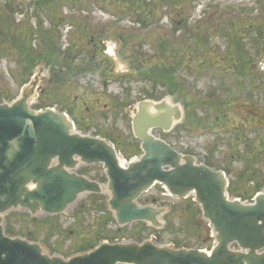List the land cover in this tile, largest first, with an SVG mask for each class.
<instances>
[{
    "label": "rangeland",
    "instance_id": "rangeland-1",
    "mask_svg": "<svg viewBox=\"0 0 264 264\" xmlns=\"http://www.w3.org/2000/svg\"><path fill=\"white\" fill-rule=\"evenodd\" d=\"M36 1L37 5L34 4ZM138 17L145 21L144 25L140 24ZM245 19L249 22L246 23ZM233 22L236 28H240L244 44L251 47L254 35L242 29L248 24L257 26L264 22V0H155L139 4L130 0H0V102L11 103L29 84L22 87L28 81L31 69L29 61L21 62L22 55H26L25 49L41 54L44 52L43 42L48 39L53 40L60 50H70V45L75 43L74 46L81 48L82 55L73 61L74 65L80 59L86 63L89 54L95 53V70L73 77L68 75L62 63L55 67V71L44 68L39 78L40 91L36 92L33 104L68 113L77 124V133L95 136L99 131L109 136L115 140L120 159L128 162L138 161L142 154L132 133L131 113H128L132 105L127 107L125 102L134 105L147 98L150 91L157 98L166 92V81L147 84L132 62L144 58L146 67L159 65L164 66L162 69H170L177 79L175 90L189 99L193 94L200 100L216 104L221 97L228 99L229 95L237 94V101L224 109L227 116L224 124H213L210 130L208 127L198 128L191 137L179 129L167 135L159 130L153 134L180 153L188 151L197 162L209 156L216 167L225 166L227 178L235 186V193L230 198L240 196L243 201L250 202L247 199L256 185H260L261 192H264V153L260 146L264 128L240 127L242 102L248 100L255 108L264 106V92L259 95L254 83L245 77L240 79L232 72L227 51L231 50L228 34H233L229 28ZM184 26L196 37L184 35ZM178 27L180 29L176 30ZM167 35L171 40L163 39L168 53L162 57L157 52L158 45L162 41L160 37ZM203 35L209 40L204 50L200 48L203 39L200 36ZM92 36L97 43L95 49L90 42ZM101 48L103 52L99 51L97 55L96 50ZM211 50L215 53H210ZM204 55L213 57L214 61H203ZM258 56L252 47L255 62H259ZM174 58L190 64L180 65L179 72H176L170 68ZM39 70L40 67L35 69L33 76ZM258 73L262 75L260 71ZM52 74L54 80H51ZM33 76L29 77V82ZM164 77L170 79L168 75ZM197 77L196 85L190 78ZM41 91L44 95L38 98ZM196 111L197 115L203 113L202 109ZM232 126L239 128L231 132ZM238 135L240 139H237ZM247 140H253L250 148L261 152V157L252 159L248 156V150L244 148ZM75 172H84L86 178L106 188L102 165L79 164ZM103 195L109 198L106 190ZM87 197L82 195L79 198L78 202H86L78 212L81 203L77 202L61 216L37 214L31 217L27 211L18 209L7 215L6 220L14 236L40 244L49 255L79 252L87 247L88 242H96L107 235L123 241L144 239L150 235L149 240L154 244L173 248L175 245L205 249L210 244L209 229L198 207L191 201L193 195L183 201L177 200L169 197L159 185L143 195L141 205L166 210L167 216L159 218L162 227L156 231L147 230L140 224L118 231L102 209L103 200L96 199L93 204ZM167 224V229L163 230ZM27 234L32 238H27Z\"/></svg>",
    "mask_w": 264,
    "mask_h": 264
},
{
    "label": "water",
    "instance_id": "water-1",
    "mask_svg": "<svg viewBox=\"0 0 264 264\" xmlns=\"http://www.w3.org/2000/svg\"><path fill=\"white\" fill-rule=\"evenodd\" d=\"M41 74L40 70L15 102L0 104V264H264V194L252 204L229 200L223 172L197 164L152 135L153 129L168 133L182 121L181 105L165 99L130 107L133 134L143 154L124 169L113 146L76 133L65 114L30 109ZM79 163L103 164L107 207L119 227L134 222L162 227L159 218L165 209L138 203L156 183L174 197L185 199L193 193L212 227L214 247L206 253L160 247L151 240L103 242L65 258L46 254L38 243L4 234L3 217L13 210L54 216L82 195L101 194L104 188L97 182L71 172Z\"/></svg>",
    "mask_w": 264,
    "mask_h": 264
},
{
    "label": "trees",
    "instance_id": "trees-1",
    "mask_svg": "<svg viewBox=\"0 0 264 264\" xmlns=\"http://www.w3.org/2000/svg\"><path fill=\"white\" fill-rule=\"evenodd\" d=\"M130 1L133 3H138V4L145 2V1H135V0H130ZM138 19H139V21H141L140 23H142L143 25L145 24V21L142 18L138 17ZM231 27H232V33L233 34H228L229 40H230L229 42H230L231 50H228L227 52L229 53V63H230V67L232 69V72L234 73V75H236V77H239L240 79L245 77L249 80V82L254 83L253 85L257 86L256 92H258L260 95L261 92H264V77L252 74L254 64L251 62V57H250L249 51L246 50V46L244 44V39H242V37L239 35V30H237L234 26H231ZM249 28L250 29L252 28V24ZM179 29H180L179 27L176 28V30H179ZM256 31H257V37H259V38L264 37V25H263V27H258L256 29ZM183 33H184V35H186L190 38L196 37V36H193V32L190 33L187 31L186 26L183 27ZM160 38H162V41L158 45L159 49L157 52L160 53L162 57H164L168 53V51L166 50V46H165L166 43L163 42V39L168 41V40H171V37L167 35V36H161ZM199 39H200V37H199ZM205 42H206V40L203 38L201 41V47L199 46L201 49L206 47ZM44 43H45L44 44V47H45L44 52H42L41 54H38L34 51H30L29 49L24 50L25 51L24 53H26V55L25 54L22 55L21 62L23 63L26 60L29 61V63H30L29 69L31 68L30 71L40 60H44L51 67L52 71H55V67H59L58 65L60 63H62V66H64L66 68L68 75L73 76V77H79L82 74H87V73L91 72L92 70H95V67L97 66V64L96 65L94 64V62H93L94 60L90 56L91 54H89V57L86 58V63L82 62L80 59V62L78 63V65H76V64L74 65L73 61L77 60L78 57H80L82 55L81 48H77L76 46L71 45L72 49L67 50L65 52H62L56 47L53 40L52 41L46 40V41H44ZM91 44H92V42H91ZM252 46H254V43H252ZM55 48H57L58 51H56ZM79 51H81V52H79ZM172 51H174V49ZM173 55H174V57L176 56L175 52H173ZM137 61L138 62H132V63L135 65L136 70L138 72V75L140 77L145 78V82L147 84L150 85L151 83L156 82L157 80L166 81V84H165L166 92L170 96H172L176 101H178V102L181 101L184 103L185 112H186L185 122H184L182 127H179L176 130H178V129L183 130L189 137H191L193 135V131L198 129V128L208 127L207 129L210 130V129H213V127H212L213 124H214L213 126H216L220 123L224 124L227 121V116H226V112L224 109H225V107L231 106L233 102L237 101V98H238L237 94L229 95L228 99H223L221 97L217 100L216 104L212 103L210 100H206V101L200 100L199 98H197L193 94H192L191 98L189 99L184 93L175 90V87L177 86L176 85L177 79H175L173 77V73H172V71H170V69L169 70H165V68L162 69L164 66L160 67L159 65H155L153 68L146 67L145 65L147 64V61L144 58H141V60L137 59ZM85 64H87V67H85ZM189 64H190L189 62H185L183 60L178 62L176 60V58H174V62L170 65V68H172L176 72H179V70L181 68L180 65L188 66ZM164 75H168L170 77V79H165ZM52 76H53V80H54V75H52ZM190 80L192 83H195L196 85L198 84V77L197 78H190ZM147 98L160 99L161 97L157 98L153 94V92L150 91V94H147ZM242 103H243V108L241 110V113L243 114V118L241 121L242 125L240 127L243 128L244 125H251L254 128L258 127V126H263L260 128H264V106L255 108V107H253V105H250L248 103V100L243 101ZM262 105H264V102ZM36 107L42 108L43 105L36 106ZM194 107H197V108H194ZM196 109H198V110L202 109L203 113L197 115ZM237 133L238 132H236L235 134L237 135ZM96 135H99L103 138H108V140H110L114 144V140H112L109 136L103 134L102 132L98 131ZM237 139H240L239 135L237 136ZM252 143H253V140H247L244 143V148H246L248 150V156H250L252 159H256V158L261 157L260 156L261 152L254 151L253 148H250ZM260 146H261V149L264 153V148H262L264 146V136H263V140L261 141ZM238 155H239V153H238ZM203 162H204V164H206L207 166H209L211 168L215 166L212 162V159H210V158L204 159ZM216 169L223 170L226 174H228V169L225 166L223 168L216 167ZM253 172H254V170H253ZM259 189H260V185H256V187L254 188V192L251 194L250 198ZM234 191H235V186H233L230 183L229 195L233 196L235 193ZM236 197H239V196H236ZM95 198H93V200H92L93 204H95L97 202ZM83 205L80 206V208L77 210V212L81 210ZM102 209L108 215L110 220L112 222H114L111 214L109 212H107L104 204H102ZM101 221L102 220L100 218L99 222L101 223ZM120 230H122V229H118V231H120ZM5 231L9 235L13 234L12 229L10 230L8 225H7V228ZM105 238H107L111 241L116 240L115 238H109L108 235L102 237V239H105ZM102 239L98 238V240L96 242H88L87 247L81 249V251H84L86 249H90L91 247H94ZM135 239L139 240V241L143 240L140 237L135 238ZM81 251H79V252H81Z\"/></svg>",
    "mask_w": 264,
    "mask_h": 264
}]
</instances>
